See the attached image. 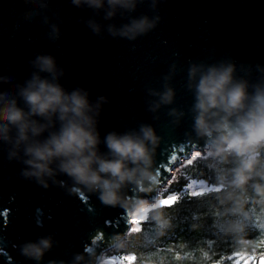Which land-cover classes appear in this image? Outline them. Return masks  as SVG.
Returning <instances> with one entry per match:
<instances>
[{"label":"water","instance_id":"water-1","mask_svg":"<svg viewBox=\"0 0 264 264\" xmlns=\"http://www.w3.org/2000/svg\"><path fill=\"white\" fill-rule=\"evenodd\" d=\"M109 10L107 4L100 10L77 7L72 0H0V77L9 78L0 91L14 93L37 71L30 62L52 55L63 69L59 83L66 90L84 89L93 104L107 100L97 118L101 154L108 152L103 141L109 133L139 131L141 125L155 129L161 137L154 157L161 191L177 167L202 151L203 141L198 147L187 135L193 124L192 67L200 69L196 82L208 67L232 64L249 91L264 86V0H137L134 11L117 8L105 19ZM143 16L155 27L135 40L108 31ZM90 20L100 25L99 35ZM165 86L173 90L172 102L151 111L160 103L153 93H163ZM173 109L177 115L169 116ZM10 150L0 142V264H95L86 250L104 254L114 235L131 230L123 208L104 205L98 193L76 184L57 165L56 176L45 178L47 188L23 178L27 166L10 160ZM20 156L27 158L23 151ZM49 237L51 248L42 259L23 254L25 245Z\"/></svg>","mask_w":264,"mask_h":264},{"label":"clouds","instance_id":"clouds-1","mask_svg":"<svg viewBox=\"0 0 264 264\" xmlns=\"http://www.w3.org/2000/svg\"><path fill=\"white\" fill-rule=\"evenodd\" d=\"M72 3L95 10L107 4L111 10L106 12L105 19H112L117 8L134 11L137 0H72ZM88 26L100 34L99 24L90 20ZM154 27L155 22L143 16L119 29L112 25L108 31L113 37L135 40ZM53 31L58 29L53 26ZM30 63L37 70L30 79L14 93L0 91V142L11 145L10 160H21L27 166L23 178H35L47 188L45 178H54L58 168L88 192L98 193L104 205L124 209L131 230L112 237L115 255L86 250L95 264H135L137 259L140 264H225V261L264 264V86L257 85L249 91L246 81L236 79L232 64L208 67L198 82L200 69L193 66L190 70L193 83L189 88L194 90V104L192 132L187 135L190 142L200 147L199 142L203 141V145L202 151L193 153L189 165L202 163L214 173L215 182L191 179L187 193L193 198H211L216 234L219 239L230 240L233 249L227 255H214L215 250L207 244L197 247L184 244L176 250L161 246L175 227L172 215L165 210L174 209L182 194L164 196L159 191L161 172L154 167V157L161 137L155 129L141 125L139 131L109 133L103 141L108 152L101 154L97 118L106 98L100 97L93 104L84 89L66 90L59 83L63 69L58 68L52 55H37ZM8 82L9 78L0 77V83ZM153 94L160 96V103L151 111L160 104H170L174 95L167 86L163 93ZM18 101H23V107ZM168 115L176 116L177 112L173 109ZM57 123L58 129L51 131ZM171 123L176 125L179 121ZM46 132L47 137L41 138ZM21 151L26 159L21 158ZM150 193L156 196L139 195ZM199 227L192 225L194 231ZM133 238L141 248L152 250L139 254L126 251ZM50 248L49 237L25 245L22 251L25 256L40 260ZM216 255L220 258L216 259Z\"/></svg>","mask_w":264,"mask_h":264},{"label":"trees","instance_id":"trees-1","mask_svg":"<svg viewBox=\"0 0 264 264\" xmlns=\"http://www.w3.org/2000/svg\"><path fill=\"white\" fill-rule=\"evenodd\" d=\"M191 160V159H190ZM189 160V161H190ZM189 161L184 162L174 174L169 183L161 189L164 196H170L172 193L182 194V199L174 209H166L173 217V224L175 227L172 229L171 234L163 240L161 245L165 249L171 248L176 250L177 246L188 244L192 247L207 244L209 248L215 250V253L227 255L232 252V244L230 240L219 239L216 234V229L213 227V219L211 215V198H193L189 197L187 187L191 179L203 178L209 183L215 182V175L202 163L196 161L189 165ZM167 188V192L163 189ZM206 214V215H205ZM198 224V230H193L192 225ZM130 243L126 251L143 253L151 251L150 248H141L139 244L134 242ZM105 253L115 255L112 249ZM220 256L216 255V259ZM135 264H140L139 260ZM225 264L229 262L225 261Z\"/></svg>","mask_w":264,"mask_h":264},{"label":"rangeland","instance_id":"rangeland-1","mask_svg":"<svg viewBox=\"0 0 264 264\" xmlns=\"http://www.w3.org/2000/svg\"><path fill=\"white\" fill-rule=\"evenodd\" d=\"M190 159H192V156H191V158H190ZM190 159H188V160H185L184 162H186V161H189ZM184 162H183V163H184ZM183 163H182V164H183ZM182 164H181V165H182ZM181 165H180V166H181ZM180 166H179V167H180ZM179 167H177V168L175 169V171H174V174L176 173V170H177ZM173 176H174V175H173Z\"/></svg>","mask_w":264,"mask_h":264},{"label":"snow or ice","instance_id":"snow-or-ice-1","mask_svg":"<svg viewBox=\"0 0 264 264\" xmlns=\"http://www.w3.org/2000/svg\"><path fill=\"white\" fill-rule=\"evenodd\" d=\"M128 259H130V260H131V259H134V258H128Z\"/></svg>","mask_w":264,"mask_h":264}]
</instances>
